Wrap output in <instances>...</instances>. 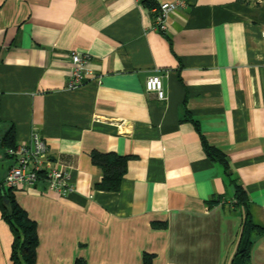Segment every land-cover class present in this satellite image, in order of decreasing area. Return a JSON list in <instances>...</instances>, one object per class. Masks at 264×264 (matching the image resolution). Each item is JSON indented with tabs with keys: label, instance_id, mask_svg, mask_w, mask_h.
Wrapping results in <instances>:
<instances>
[{
	"label": "crops",
	"instance_id": "0c3cea01",
	"mask_svg": "<svg viewBox=\"0 0 264 264\" xmlns=\"http://www.w3.org/2000/svg\"><path fill=\"white\" fill-rule=\"evenodd\" d=\"M172 1V0H159ZM264 0H184L166 30L136 0H0V182L36 131L70 174L14 191L36 222V264H231L244 210L264 228ZM85 80L67 87L71 53ZM161 77L165 100L145 89ZM92 153L127 157L120 189H97ZM247 264H264V232ZM0 209V264H13Z\"/></svg>",
	"mask_w": 264,
	"mask_h": 264
},
{
	"label": "trees",
	"instance_id": "16d2710c",
	"mask_svg": "<svg viewBox=\"0 0 264 264\" xmlns=\"http://www.w3.org/2000/svg\"><path fill=\"white\" fill-rule=\"evenodd\" d=\"M143 3L147 4L149 8L152 5L149 1H143ZM1 146L5 150L15 146L13 127H9L3 133ZM205 151L210 160L224 165L227 180L234 184L235 188L233 204L244 210L239 245L231 264H247L252 245L251 236L253 233H263L264 228L255 224L252 220L248 207V195L245 189L233 179L225 154L210 145L205 146ZM8 157L10 156L8 155ZM91 158L92 162L102 171V177L95 187L106 191H118L125 173L127 157L114 153H92ZM14 191L12 188L6 187L3 181L0 182V209L2 217L8 223L13 234L10 259L13 264H36V249L38 246L37 225L18 204ZM145 262L148 264L149 258Z\"/></svg>",
	"mask_w": 264,
	"mask_h": 264
},
{
	"label": "built area",
	"instance_id": "2783aa9c",
	"mask_svg": "<svg viewBox=\"0 0 264 264\" xmlns=\"http://www.w3.org/2000/svg\"><path fill=\"white\" fill-rule=\"evenodd\" d=\"M136 1L140 3L149 1L152 3L149 9L153 14L154 28L158 31H165L170 14L179 7L184 6V0ZM71 61L67 87L73 89L80 86L85 80L86 64L89 57L87 54L72 52ZM145 89L154 93L159 100L166 99L162 79L157 74H152L146 78ZM6 153L13 159V164L8 168L3 180L6 187L19 190L43 183L48 191L61 197H66L72 192L74 187L70 182L69 172L50 156L48 144L36 131L31 133L29 142L16 144L8 148Z\"/></svg>",
	"mask_w": 264,
	"mask_h": 264
},
{
	"label": "water",
	"instance_id": "95a60500",
	"mask_svg": "<svg viewBox=\"0 0 264 264\" xmlns=\"http://www.w3.org/2000/svg\"><path fill=\"white\" fill-rule=\"evenodd\" d=\"M6 201V200H5Z\"/></svg>",
	"mask_w": 264,
	"mask_h": 264
}]
</instances>
